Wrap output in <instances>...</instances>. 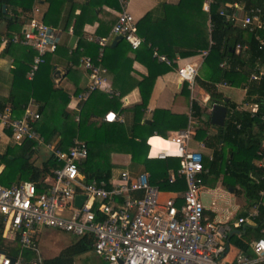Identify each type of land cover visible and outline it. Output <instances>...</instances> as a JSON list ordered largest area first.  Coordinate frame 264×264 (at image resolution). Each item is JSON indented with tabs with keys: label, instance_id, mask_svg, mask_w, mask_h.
<instances>
[{
	"label": "trees",
	"instance_id": "16d2710c",
	"mask_svg": "<svg viewBox=\"0 0 264 264\" xmlns=\"http://www.w3.org/2000/svg\"><path fill=\"white\" fill-rule=\"evenodd\" d=\"M43 1L48 4V9L44 14V22L54 26L64 23L65 29L69 30L70 23L74 20V31L78 36H82L81 27L83 24L97 21L98 8L107 6L122 10L119 0H89L88 4L81 6L80 15H75L74 9L67 11V15H65L67 6L65 9L64 5L68 0ZM185 1L187 3L185 2L186 5L183 7L166 6L165 11L168 13L162 20L153 21L152 15L149 13L137 23L138 34L144 38L143 44L137 50H132L131 45L123 40L116 47L107 46L100 62H98L100 45H97L94 54L89 52L97 64H101L117 77L120 76L118 70L120 68H116L118 63L113 60V56L117 55L122 47L128 46L130 51L138 56L139 54L144 55V62L149 69V75L143 81L136 83L141 92L140 104L125 109L122 103L124 94L121 93V97H109V95L98 90L92 93L85 102L83 110L80 112L79 121L76 122L74 113L68 108L69 96L54 88V83L50 77L51 69L47 78L37 82L42 68L47 67L46 64L50 62L51 56L49 54L46 57V63L40 66L34 78L26 80L29 85L28 94L26 93L22 98L12 95L13 114L21 117L31 98L38 102H46L45 106L41 108V119L37 124V129L47 142H50L54 136L60 135L63 149L70 147L73 140L78 136L76 132L72 133L64 129L66 122L73 117L80 131L88 123L87 126H90V130L93 129V131L90 132L89 130L87 136H83L82 140L86 141L89 147L88 158L83 164L84 171L89 178L110 177L112 168H114V165L109 163L111 161L109 160L110 156L114 152H122L130 154L133 162L144 166L151 175L152 185L158 186L162 191H184L186 188L184 179L178 175L180 159L171 157L165 160H150L147 158V154L150 150L148 140L151 137L167 138L169 131L186 129L189 118L156 109L152 117L146 119V111L158 76L177 68L176 62L179 58H187L208 51L201 68L202 76H198L196 82L210 95V104H223L228 107V119L225 127L216 128V136L209 135L207 128H197L196 139L214 150V160L209 163L205 159V167L209 168V173L203 175V182L209 176L218 179L223 173L225 183L233 188L240 186L250 205L262 202L259 206V212L263 217L257 218V227L248 226L246 228L247 235L253 233L256 234L257 239H261L264 238V194L261 196V192H264V180L258 182L251 177V174L264 175V169H259L254 164V161L264 157L261 150L264 138V77L260 81H252L251 75L256 69L255 66L264 65V49H260L257 40V37L264 40V27L262 30L252 33L248 29L228 21L225 16L221 15V12H231L228 5L234 3L244 4L247 10L259 8L262 12L261 19L264 25V0H210L208 13L201 10L205 0ZM34 3L35 0H0L1 7L6 5L8 9H13L17 16L18 14L30 13ZM172 12L177 16L170 14ZM170 17H174V20H170ZM200 18H202V22ZM16 19V21H10L9 24L16 26L17 34L22 35L23 22L18 23L19 18ZM207 23L210 24L208 37L205 36L204 31ZM191 30H194L198 37L194 36L195 33L192 34ZM14 35L16 34H12L9 38V43L13 42ZM237 45L248 46V50L237 53ZM27 49L30 50L31 63L26 61L27 65L23 70V77L29 73L36 55V52L30 48ZM155 53L159 56H165L172 64L168 65L158 61ZM78 62L75 65H78ZM223 63L227 64L225 68L221 67ZM16 77H19L18 72ZM224 82L232 86H242L246 91L245 103L255 106L257 111L255 113L250 110L240 111L231 100L226 103L227 97L216 88V84ZM2 110L0 109V111ZM193 110H195V115L201 112L197 103H193ZM109 111L119 112L122 115L130 113L132 115L131 126L126 120L124 123L107 121L96 123L92 121L94 118L104 117ZM206 126L208 128L212 126L210 119L207 120ZM33 147L34 142L29 141L21 146L7 148L6 156L0 158L1 186L10 188L26 181L38 183L49 174L50 169L56 164L51 158L46 157L41 165H36L32 158L40 152L33 150ZM226 149H229L228 154L225 152ZM105 161L108 164H106L107 167L102 166L105 165ZM171 171L175 173L174 181L170 180L169 173ZM0 229H2V225H0ZM234 239L232 237L231 241ZM235 242L247 256H253L248 245L239 241ZM91 250L92 240L84 237L65 249L58 257L45 260L44 264H73L75 256Z\"/></svg>",
	"mask_w": 264,
	"mask_h": 264
},
{
	"label": "built area",
	"instance_id": "2783aa9c",
	"mask_svg": "<svg viewBox=\"0 0 264 264\" xmlns=\"http://www.w3.org/2000/svg\"><path fill=\"white\" fill-rule=\"evenodd\" d=\"M210 3L204 7L207 12ZM126 6L118 14L112 33L121 35L133 50H137L144 38L139 36L136 20ZM228 7L231 12H221L228 21L252 33L263 29L261 9H244L241 12L236 3ZM57 32V28L44 22V15L36 6L22 37L14 36V43H21L36 52L28 73L29 79H33L40 66L46 63V57L57 51ZM257 40L260 49H264V40L259 37ZM98 43L101 46L100 62L107 40L100 39ZM247 50L248 46L236 47L237 53ZM207 55L208 51L202 52L204 58ZM155 57L160 62L172 64L165 56L155 53ZM82 64L91 80L86 92L80 96V100L86 102L92 93L107 91V70L90 56L82 58ZM226 65L223 63L221 67ZM199 70L198 64L190 63L180 66L177 73L191 89ZM263 77L264 65L256 66L251 80L260 81ZM217 86L231 88L226 82ZM107 94L110 97L118 95L111 91ZM38 109V104L31 99L21 117L9 108L0 111V133L9 135L16 146L34 142L33 150L40 153L44 150L56 164L38 183L26 181L10 188L0 185V222L4 232L18 238L21 249L35 252L37 264L43 263L36 242L39 228L89 238L95 255L109 264H264V238L252 245V257L242 254L233 262L224 260L223 241L229 238L233 229L241 228L248 218L241 217L233 223H218L206 217V208L200 196L207 169L205 155L190 148L194 131L182 130L165 139L174 148L172 153L162 150L153 156L154 145L149 141V159H180L178 175L185 180L186 191L182 202L178 203L175 198L163 200L159 188L151 184L147 172L134 173L124 169L116 177L89 178L83 168L89 155L87 142L76 137L67 149L61 147L60 135L47 142L37 129L41 119ZM105 121L122 123L123 118L119 112H109ZM212 159L208 158L209 161ZM171 179L175 180L174 177ZM254 180L259 182L264 180V176ZM263 194L261 192V196ZM78 195L85 196L81 207L76 206ZM0 264L24 263L19 258L13 263L12 257L0 250Z\"/></svg>",
	"mask_w": 264,
	"mask_h": 264
},
{
	"label": "crops",
	"instance_id": "0c3cea01",
	"mask_svg": "<svg viewBox=\"0 0 264 264\" xmlns=\"http://www.w3.org/2000/svg\"><path fill=\"white\" fill-rule=\"evenodd\" d=\"M88 1L89 0L66 1V5H64L65 9L67 6L65 15H67V11H70L72 9L75 10V15H80L82 12L81 6H83L84 4H88ZM119 2L121 4V7L123 6L122 8H124V6L127 5L126 9L130 14L133 15V17L136 20V24L149 13L152 15L153 21L162 20L167 16L168 13V11L167 12L165 11L166 6L173 5L176 8L177 6L183 7L184 5H186L184 3L185 2L187 3V1L185 0H119ZM206 4L207 2H205V5ZM236 4L239 5V9L242 10L241 12H244V9H246L245 5L242 3H236ZM36 6L40 8V11L43 15L48 9V4L45 3L43 0H35L33 9ZM2 8L3 6L2 7L0 6V109L2 110L5 108H9L13 111V101L11 99L12 95H16L22 98L24 95H26V93L28 94L29 92L28 91L29 85L28 82H26V80L29 79L28 74L24 75L23 77V70L27 65L26 61L31 63V57H30V50L27 49L29 47L21 43H14V42L9 43L10 41L9 38L12 36V34H16L14 36L17 37H22L23 35V34L18 35L16 32L17 28H15L16 26H11L9 22L16 21L17 20L16 18L18 17L19 18L18 23L23 22V28H22V33H23L27 28L28 21L32 17L33 10L30 13L20 14V15L18 14L17 16L15 15L13 9L7 8V12L4 13ZM98 10H97V16H98L97 21L93 23H85L81 27L82 36L76 35L74 31V20L70 23L71 26L69 30L65 29L64 23H60L57 26L49 24L50 26L58 29V32L56 34L57 37L56 43L58 45V49L55 53L50 54L51 59L50 62L46 64L48 68L43 72V78H47V76H49L48 72L51 69L50 77L54 83V88L57 90H61L62 92H64L69 96L70 102L68 108L74 113L75 121L77 117H80V112L83 110L85 104V102H82L80 100V96L84 94V92H86L91 81L88 73L86 72L82 64V58L86 56L92 57V55H89V52L91 54H94L96 52L97 49L96 47L97 45H99L98 40L100 39L107 40V44L103 48V51L107 46L116 47L121 43L120 41L115 46H112V42L115 37V35L112 33V29L115 22L117 21L118 14L122 10L121 11L116 10L107 6L98 8ZM170 14H174V16H177V14L173 12ZM171 17L170 20L171 19L174 20V17L173 18ZM117 53H118L117 55L113 56V60H116V62L118 63V66L116 68H120L118 69L120 76L117 77L115 74L111 73L110 71H107L105 77L107 83L106 85L107 91L105 90H100V91L104 92L105 94L109 93L110 91L114 92L115 94H118L116 95V97H121V93L124 94L122 97L123 108L129 109L141 103V92L140 89L137 87L136 83L143 81V79L149 75V69L144 62L145 60L144 55L139 54L138 56L133 51H130L128 46L124 48L122 47V50H119V52ZM77 61H79L78 65H75ZM190 63L198 64L201 69L204 63V57L202 56V54H198L187 58H179L176 62L177 68L173 69L172 71L166 74L160 75L156 78L151 93V97L148 103V108L146 111V119H150L152 117L153 112L156 109L166 110L170 112L172 115H179V116L184 115L187 118H189L188 127L182 130L190 129L195 132L194 139L190 143V148L201 151L205 155L206 160L212 157L213 159L211 161L208 160V162L210 163L214 160V153H213L214 150L207 146H203L204 143L196 139V132H197V128H207V130L209 131L208 132L209 135L216 136L217 134L216 128H218V126H215L211 123V115L215 105H223V104H210L209 103L210 95L207 92H205V90L201 88L197 84V82H196V87L193 86V88L190 89L187 83H184L180 79L177 73V69L180 66ZM79 65L80 67H82V69H84L83 71L80 68H78ZM69 66L71 67V71ZM17 72L19 77H16ZM219 84L222 83L216 84L217 90L220 93H222L224 96H226L227 97L226 99H228V101L231 100L232 103L237 106L238 110L240 111L253 110L252 111L253 113L256 112L255 110L257 108L255 106H250L245 103L246 91L242 87L241 88L243 89V96L239 97L238 99V98H232V96L229 95V93L227 92L225 94L222 90H220L221 87L217 86ZM187 90H190V94H188ZM195 91H197V94L195 93ZM31 99L38 104L39 106L38 110L39 113H41L42 111L41 108L45 106L46 102H38L34 98ZM193 103H197L201 108V112H199L198 115L194 114L195 110H193ZM243 104L245 106L240 107ZM109 112H114V111H109ZM108 113H106L105 116ZM104 117L94 118L92 121L96 123H101L102 121H105ZM121 117L123 118L122 123H124L126 120L128 125L131 126L132 115L130 113H128L127 115L121 114ZM208 119H210V123L212 125L209 128L208 126H206V122ZM227 119H228V112H227L225 125L223 127L226 126ZM182 130L169 131L167 138H169L172 134L176 132H180ZM154 137H160L164 140L167 139L161 136H153L148 140V144L149 141ZM156 144L163 145V143L159 141ZM14 147L17 146L12 142L10 136L7 134L0 133V158L3 155H5L4 152L5 151L7 152V148H14ZM228 150L229 149H226L225 152L227 153ZM261 150L264 153V138L262 141ZM153 151L154 149L152 150V155H153ZM148 154H147V158H148ZM260 156L263 155L260 154ZM153 159L155 158H152L150 160ZM111 161L114 167L115 166L117 167V165L120 164L121 165L120 167L122 169L118 171L116 167L112 168V174L110 177L118 176L120 171L124 169H128L134 173L147 172L143 165L134 164V166H132L133 160L130 154H114L112 156ZM254 164L259 169H264V157L254 161ZM36 165H40V163H37ZM114 169H116L117 171H114ZM206 169L207 172H205L204 175L209 173V168L206 167ZM147 173L150 174L149 172ZM169 174H170L169 175L170 180H172L171 177H174L175 179L174 172L171 171ZM262 176L258 175V173L251 174V177L253 179H259ZM184 183L186 186L185 180ZM220 186H224L227 189V191L222 192ZM185 191L186 188L184 191H180V192L175 190H169V191L160 190V193H161V198L163 200L168 198H175L178 200V203H181ZM217 193H220L218 194L220 197L217 196ZM200 197H201V201L203 202L206 208L205 215L208 219L212 221L218 223H222V222L233 223L238 218L241 217L248 218L246 223L242 225L241 228L233 229L232 232L229 234V238L223 241V246L225 249L223 254L224 260L226 262H233L239 255L242 254L246 255L241 250V248H239L236 245L235 241L245 243L246 245H248L250 250L253 251L252 245L254 244V242H256L259 239H257L256 234L252 233L250 235H247L246 228L248 226L257 227V218L263 217L259 212V206L261 205L262 202L258 204L250 205L249 200L245 197V194L243 193V190L240 188V186H236L233 188V187H229L225 183V176L223 173L218 179H216L213 176H209V178H207L206 181L203 182V188ZM221 197L223 200L221 199ZM219 200L224 201V205L222 206L219 205L218 204ZM251 214H254L255 216L250 217ZM0 225H2V229H0V250L7 253L11 257H14L15 259L16 258L21 259L24 264H37L38 263L37 255L35 254V252L21 249L18 238H13L11 236H8L4 232V226L1 222ZM48 232H51V234H48ZM46 235L49 236V238H43ZM244 236L247 238H245ZM232 237L235 238L234 241H231ZM80 239L82 238L76 237L72 234L65 233L62 231L39 228L36 233V242L40 249L41 257L43 260L42 264H44L45 260H50L58 257L65 249L76 244ZM221 246H222V241H221ZM73 264H109V263L104 261L99 256L95 255L92 247L91 251L75 256L73 260Z\"/></svg>",
	"mask_w": 264,
	"mask_h": 264
},
{
	"label": "rangeland",
	"instance_id": "374dc122",
	"mask_svg": "<svg viewBox=\"0 0 264 264\" xmlns=\"http://www.w3.org/2000/svg\"><path fill=\"white\" fill-rule=\"evenodd\" d=\"M210 0H205V2H209ZM205 2H204V4H203V6H202V9L201 10H203V12H205V13H208L207 11H205L204 10V7H205ZM199 16V15H198ZM200 17V16H199ZM200 21L202 22V18H200ZM206 22V21H205ZM208 29H210V24L209 23H207V25L205 24V29H204V31H205V36H207L208 37ZM192 31V30H191ZM193 33H195L194 34V36H196V37H198V35L196 34V32L193 30L192 31V34ZM48 67H44V68H42V70H41V72L39 73V75H38V78H37V82H40L42 79H43V72L47 69ZM78 68H80L82 71L84 70V69H82V67H80V65L78 66ZM200 72H199V75H200V77L202 76V74H201V69L199 70ZM203 78H204V76H203ZM230 85V84H229ZM194 86L196 87V82H195V84H194ZM231 86V85H230ZM242 87V86H241ZM240 86H238V85H236V86H232L231 88H226V89H223V88H221L220 90H222L225 94H226V92L227 93H229V95H231L232 96V98H238L239 99V97H242L243 96V89L241 88ZM196 89V88H195ZM188 91V94H190V90H187ZM195 93L197 94V91H195ZM243 106H245L244 104L243 105H241L240 107H243ZM74 118H75V116H74ZM74 118L73 117H71L67 122H66V124H65V126H64V129H67V130H69V132L71 131L72 133L73 132H76V135H78L77 137H79L81 140L83 139V136H87V132L90 130V126H87L88 125V123H86L85 124V126L84 127H82V129H81V131L78 129V124L77 123H75V121H74ZM98 118H100V117H98ZM104 119H105V117H104ZM93 131V129L92 130H90V132H92ZM156 146H158V145H156ZM5 153V155H3V156H6V151L4 152ZM114 154H126V153H122V152H114V153H112L111 154V156H110V159L109 160H112V156L114 155ZM9 155V154H8ZM46 157H48L47 156V154H46V152L43 150L40 154L39 153H37L33 158H32V161L33 162H35L36 164L37 163H40V165L43 163V161L45 160V158ZM9 158H12V156H9ZM18 162V161H17ZM106 162V161H105ZM109 163H111L112 165H113V163H112V161H110ZM106 164H107V162L105 163V165H102L103 167H107L106 166ZM134 164H136V165H138L136 162H133V165L132 166H134ZM108 165V164H107ZM121 165L120 164H118L117 165V167H116V169H118V171L120 170V169H122L121 167H120ZM114 167V168H115ZM116 169H114V171H117ZM224 170V169H223ZM220 188L222 189V192L224 191V192H226L227 191V189L224 187V186H220ZM218 194H220V193H217V196L218 197H220ZM221 199H222V197H221ZM223 200V199H222ZM222 200H219V202H218V204L219 205H224V201H222ZM48 234H51V232H48ZM43 238H49V236H45V237H43ZM50 238H53V237H50Z\"/></svg>",
	"mask_w": 264,
	"mask_h": 264
},
{
	"label": "water",
	"instance_id": "95a60500",
	"mask_svg": "<svg viewBox=\"0 0 264 264\" xmlns=\"http://www.w3.org/2000/svg\"><path fill=\"white\" fill-rule=\"evenodd\" d=\"M3 12H7V6L3 5ZM123 37L121 35H116L113 39L112 46H115L120 41H123ZM59 73V72H57ZM226 102H228V99H226ZM228 108L224 105H215L212 111L211 115V123L218 127H223L225 125L226 117H227ZM85 200V196L78 195L76 197V206L81 207ZM13 263L15 262V258L12 257Z\"/></svg>",
	"mask_w": 264,
	"mask_h": 264
},
{
	"label": "bare ground",
	"instance_id": "6f19581e",
	"mask_svg": "<svg viewBox=\"0 0 264 264\" xmlns=\"http://www.w3.org/2000/svg\"><path fill=\"white\" fill-rule=\"evenodd\" d=\"M206 100V99H205ZM154 138H157V139H154ZM150 140L151 144L154 145V151H153V156H155L159 151H162V150H166L165 152H168V153H172L173 152V147L169 144V142H167V140H164L160 137H154ZM162 142L163 145H158L156 146L157 142Z\"/></svg>",
	"mask_w": 264,
	"mask_h": 264
},
{
	"label": "snow or ice",
	"instance_id": "6c2138e0",
	"mask_svg": "<svg viewBox=\"0 0 264 264\" xmlns=\"http://www.w3.org/2000/svg\"><path fill=\"white\" fill-rule=\"evenodd\" d=\"M109 118H111V117H109Z\"/></svg>",
	"mask_w": 264,
	"mask_h": 264
}]
</instances>
